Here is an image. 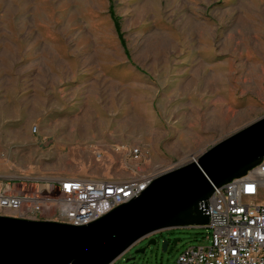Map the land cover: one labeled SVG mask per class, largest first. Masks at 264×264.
Here are the masks:
<instances>
[{
  "label": "rangeland",
  "instance_id": "1",
  "mask_svg": "<svg viewBox=\"0 0 264 264\" xmlns=\"http://www.w3.org/2000/svg\"><path fill=\"white\" fill-rule=\"evenodd\" d=\"M262 116L264 0H0L2 183L138 178ZM208 233L114 264H176Z\"/></svg>",
  "mask_w": 264,
  "mask_h": 264
},
{
  "label": "water",
  "instance_id": "2",
  "mask_svg": "<svg viewBox=\"0 0 264 264\" xmlns=\"http://www.w3.org/2000/svg\"><path fill=\"white\" fill-rule=\"evenodd\" d=\"M263 157L264 116L158 176L138 197L88 225L0 216V264H114L151 235L205 227L214 188L245 176ZM167 246L163 241L162 250Z\"/></svg>",
  "mask_w": 264,
  "mask_h": 264
},
{
  "label": "built area",
  "instance_id": "3",
  "mask_svg": "<svg viewBox=\"0 0 264 264\" xmlns=\"http://www.w3.org/2000/svg\"><path fill=\"white\" fill-rule=\"evenodd\" d=\"M140 155L138 149L133 150L135 159ZM169 170L160 169L126 181H0V216L85 226L138 197L155 178ZM206 214L208 224L204 228L209 231V245L186 248L176 264H264V157L245 176L214 188Z\"/></svg>",
  "mask_w": 264,
  "mask_h": 264
},
{
  "label": "flooded vegetation",
  "instance_id": "4",
  "mask_svg": "<svg viewBox=\"0 0 264 264\" xmlns=\"http://www.w3.org/2000/svg\"><path fill=\"white\" fill-rule=\"evenodd\" d=\"M156 236H157V234H154V235H151V236H149V237H147V238H144V239H142V240H140L138 243H136L133 247H131L126 253H131V252H134V254H135V251L136 250H140V249H142V248H144L145 249V252L144 253H146V251L150 248V246H148L147 244H148V242H149V240H151V239H155L156 240V244H157V239H156ZM125 253V254H126ZM131 257H136V256H134L133 254L131 255Z\"/></svg>",
  "mask_w": 264,
  "mask_h": 264
},
{
  "label": "trees",
  "instance_id": "5",
  "mask_svg": "<svg viewBox=\"0 0 264 264\" xmlns=\"http://www.w3.org/2000/svg\"><path fill=\"white\" fill-rule=\"evenodd\" d=\"M110 15H111V17H112V12H110ZM114 27H115V30H116V32L118 31V23H117V20L115 19L114 20ZM120 36V35H119ZM120 40V39H119Z\"/></svg>",
  "mask_w": 264,
  "mask_h": 264
},
{
  "label": "snow or ice",
  "instance_id": "6",
  "mask_svg": "<svg viewBox=\"0 0 264 264\" xmlns=\"http://www.w3.org/2000/svg\"><path fill=\"white\" fill-rule=\"evenodd\" d=\"M249 191H251V189H249Z\"/></svg>",
  "mask_w": 264,
  "mask_h": 264
}]
</instances>
